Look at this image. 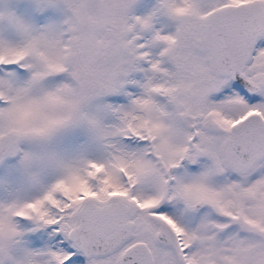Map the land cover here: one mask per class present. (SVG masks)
<instances>
[{
  "label": "snow or ice",
  "instance_id": "6c2138e0",
  "mask_svg": "<svg viewBox=\"0 0 264 264\" xmlns=\"http://www.w3.org/2000/svg\"><path fill=\"white\" fill-rule=\"evenodd\" d=\"M135 3L0 7V264H264V0Z\"/></svg>",
  "mask_w": 264,
  "mask_h": 264
},
{
  "label": "flooded vegetation",
  "instance_id": "af4514ba",
  "mask_svg": "<svg viewBox=\"0 0 264 264\" xmlns=\"http://www.w3.org/2000/svg\"><path fill=\"white\" fill-rule=\"evenodd\" d=\"M155 4L156 0H138V15H146L152 10Z\"/></svg>",
  "mask_w": 264,
  "mask_h": 264
},
{
  "label": "rangeland",
  "instance_id": "374dc122",
  "mask_svg": "<svg viewBox=\"0 0 264 264\" xmlns=\"http://www.w3.org/2000/svg\"><path fill=\"white\" fill-rule=\"evenodd\" d=\"M19 2L20 0H0V7L6 5L17 6ZM132 12L134 15H138V0H136V3L133 5Z\"/></svg>",
  "mask_w": 264,
  "mask_h": 264
}]
</instances>
